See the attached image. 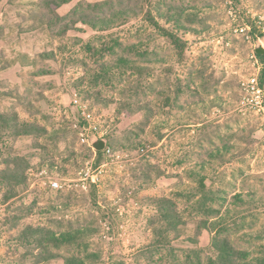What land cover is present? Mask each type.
<instances>
[{
    "label": "rangeland",
    "instance_id": "374dc122",
    "mask_svg": "<svg viewBox=\"0 0 264 264\" xmlns=\"http://www.w3.org/2000/svg\"><path fill=\"white\" fill-rule=\"evenodd\" d=\"M32 1L0 0V93L26 96L30 109L13 104L20 119L48 128L42 137L6 133L0 140V171L10 154L30 159L26 190L6 201L0 183V264H37L29 250L34 245L18 238L27 225L78 231L80 241L60 249L64 256L93 253L89 263H144L159 225L154 202L160 197L173 198L186 222V233L174 243L194 247L183 241L203 214L195 197L181 196L197 187L193 170L206 174L207 186L222 199L217 226L250 258L264 259V113L242 102V81L257 72V60L263 64L259 78L264 69L256 51L264 47V0H143V12L107 30L79 24L63 38L27 31L19 37L17 31L31 23L25 16ZM170 5L184 8L180 24L188 30L167 20ZM149 11L187 42L182 54L148 21ZM246 26L250 37L240 30ZM114 41L123 46L106 57L105 77L101 57L88 44L99 49ZM120 55L135 65L119 63ZM3 61L8 68L1 70ZM75 92L100 116L112 155H95L79 140ZM12 103L0 96V112ZM42 168L62 177L63 188H44L36 176ZM211 237L203 231L199 246L208 248ZM62 258L41 264H63Z\"/></svg>",
    "mask_w": 264,
    "mask_h": 264
},
{
    "label": "trees",
    "instance_id": "16d2710c",
    "mask_svg": "<svg viewBox=\"0 0 264 264\" xmlns=\"http://www.w3.org/2000/svg\"><path fill=\"white\" fill-rule=\"evenodd\" d=\"M12 2V0H10ZM10 2V3H11ZM71 0H34L29 13L25 19L31 20L26 28L22 27L17 31L19 37L23 32L46 33L55 38H63L68 35L71 30L78 27L79 24L87 25L101 30L110 29L117 22L126 21L129 17L135 16L145 9L143 0H101L89 2L85 0L79 1L67 13L62 14L59 8L70 3ZM142 6H139V4ZM184 8L180 6L168 7L166 17L168 21L175 20L180 28L187 29L180 24V17L183 15ZM160 14V15H159ZM158 16L165 17L161 13ZM148 21L151 22L163 36L167 37L173 47L180 51L181 54L186 47L187 42L178 34L162 27L156 20L151 11L147 15ZM4 27H0V39H4ZM123 46L120 41L104 43L99 49L96 45L89 43L88 48L93 54L100 56L99 70L106 77L109 73L107 56L119 55L117 48ZM102 54V55H101ZM5 53L0 52V57L4 59ZM45 54H42L44 56ZM262 62H264V54L257 53ZM142 56H145L144 54ZM102 63H100V61ZM119 63L135 65L134 61L123 55L118 57ZM2 62V69H7L8 64ZM42 74L45 71H41ZM102 77L101 75H99ZM261 84L264 85V69L260 76ZM3 99H12L10 110L0 112V140L3 135L8 133L15 139L22 136L42 137L48 133V128L36 122L23 121L20 119L18 112L13 104L26 105L29 109L33 107L31 100L23 96L19 91L0 93ZM150 117V115H148ZM141 122V125L148 123L149 119ZM145 126H141L144 129ZM103 150L97 151L101 154ZM30 169V159L27 155L21 153H13L8 155L3 161V168L0 171V183L5 190V200L9 201L18 196L19 192L28 188V170ZM191 178L194 179L197 187L191 191V195L186 196L190 200L196 198L198 212L203 214V219H197L195 233L188 235L183 242H189L194 247L185 248L176 245L174 242L181 240L186 233L182 231V226L186 224L179 213L177 203L173 198L160 197L154 202L159 213V225L154 224L155 239L150 245L152 250L147 254V261L139 264H264L263 258H250V252L247 249L238 248L232 241L231 234L226 228L215 221L220 217L221 209L217 205H222V199L207 186L208 177L202 171H191ZM209 188V189H208ZM196 189V192H194ZM196 193V194H194ZM33 207V206H32ZM19 220V218H17ZM212 234L210 246L203 248L199 246V238L203 231ZM78 232V231H77ZM76 231L56 232L51 228L39 227L33 225L25 226L19 235V240L33 244L32 254L36 258L37 264L52 260L58 256H62L63 264H96L89 263L87 258L95 257L93 253H87L85 257L81 255H62L60 249L65 245L74 244L80 241V234ZM79 244V243H78ZM35 251H37L35 253ZM123 264V263H121Z\"/></svg>",
    "mask_w": 264,
    "mask_h": 264
},
{
    "label": "built area",
    "instance_id": "2783aa9c",
    "mask_svg": "<svg viewBox=\"0 0 264 264\" xmlns=\"http://www.w3.org/2000/svg\"><path fill=\"white\" fill-rule=\"evenodd\" d=\"M241 32H246L245 35L250 37V28L241 27ZM258 67L257 72L249 76L246 80L242 81L243 88V99L242 102L246 104L250 109L256 112L264 113V88L260 83V69L263 65L257 60ZM72 104L76 107L78 113L77 121L73 122V127L76 130L79 140L82 144L89 146L97 155V149L92 145L95 138H105L107 135V130L103 127L100 120V116L97 115L96 110L88 103L87 100L82 99L78 93H74ZM104 154L112 155V149L107 145L104 149ZM90 171V169H89ZM33 174V173H30ZM36 176L41 180V184L44 188L50 189H62V177L54 176L46 168H42L36 173ZM42 176V177H40ZM92 182H96L94 176L91 177ZM89 173L87 172V177L82 179V188L88 190L89 188ZM38 182L36 180L31 183V186H35ZM1 243V240H0Z\"/></svg>",
    "mask_w": 264,
    "mask_h": 264
},
{
    "label": "water",
    "instance_id": "95a60500",
    "mask_svg": "<svg viewBox=\"0 0 264 264\" xmlns=\"http://www.w3.org/2000/svg\"><path fill=\"white\" fill-rule=\"evenodd\" d=\"M257 53L264 54V47L261 45H257L256 47ZM92 145L99 151L103 150L107 146V140L102 138H95L92 142Z\"/></svg>",
    "mask_w": 264,
    "mask_h": 264
}]
</instances>
